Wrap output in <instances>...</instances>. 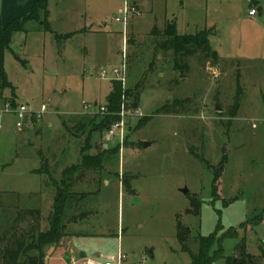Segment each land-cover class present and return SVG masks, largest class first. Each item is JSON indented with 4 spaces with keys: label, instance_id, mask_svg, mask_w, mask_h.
Masks as SVG:
<instances>
[{
    "label": "rangeland",
    "instance_id": "obj_1",
    "mask_svg": "<svg viewBox=\"0 0 264 264\" xmlns=\"http://www.w3.org/2000/svg\"><path fill=\"white\" fill-rule=\"evenodd\" d=\"M134 2L140 15L124 28L114 19ZM252 7L247 0H48L50 30L40 14L4 54L14 95L2 90L0 98L30 115L45 112L25 117L21 129L15 116L0 120V231L4 216L18 209L39 210L44 229L68 185L70 238L45 248L46 264L104 262L119 252L122 264H190L177 223L190 241L215 237L212 264L236 262L241 245L253 264H264V0L254 6L260 16H249ZM169 20L179 35L209 32L219 63L194 55L180 77L163 36ZM123 52L120 106L107 123L99 108L112 82L98 73L119 69ZM136 88L134 105L125 92ZM121 120L122 131L111 137ZM114 148L100 168H82L83 152Z\"/></svg>",
    "mask_w": 264,
    "mask_h": 264
},
{
    "label": "trees",
    "instance_id": "obj_2",
    "mask_svg": "<svg viewBox=\"0 0 264 264\" xmlns=\"http://www.w3.org/2000/svg\"><path fill=\"white\" fill-rule=\"evenodd\" d=\"M261 0H251V5L257 6ZM48 0H36L30 8L27 15L22 18L14 19L6 25H0V95L2 90H9L14 95V90L9 84L4 71V54L10 51V44L14 34L25 31V26L30 22H39L40 14L44 17L42 26L49 31V24L46 21ZM209 32L201 31L194 35H179L177 33L175 20L166 21L163 30V36L166 38V48L173 53V69L185 77L189 73L188 59L194 55L201 61L210 62L215 66L219 63V57L213 51L208 41ZM73 34H67L64 37L70 38ZM132 44L131 40L126 45ZM138 89L126 91L127 97L131 98L134 105L138 103ZM15 97V96H14ZM121 84L112 82L110 93L105 99L106 112L108 113L109 122L115 121V113L120 106ZM15 100V99H14ZM88 125H92V122ZM106 126V124L104 123ZM85 123H79L78 131H85ZM118 148L104 150L103 154L96 156H86L84 152L81 158L82 168H100L104 155H115ZM77 168H74V171ZM69 171H64L63 175H68ZM68 185L56 196L51 213L46 220V227L41 229L43 219L40 211L36 209L17 210L10 217L4 216V226L0 231V264H45V248L48 246H58L62 239L67 237L68 225L73 223L67 218L66 213L72 204L71 195L68 191ZM191 210L194 209L195 215L199 204L190 200ZM177 240L181 246V251L186 253L190 258V264H212L216 257H210L209 252L215 241L214 236L195 237L190 241V231L180 223L176 225ZM194 242L196 250L189 248V244ZM263 253V252H262ZM238 260L229 264H253V258L246 254L245 246H239L237 251ZM214 264V263H213Z\"/></svg>",
    "mask_w": 264,
    "mask_h": 264
},
{
    "label": "built area",
    "instance_id": "obj_3",
    "mask_svg": "<svg viewBox=\"0 0 264 264\" xmlns=\"http://www.w3.org/2000/svg\"><path fill=\"white\" fill-rule=\"evenodd\" d=\"M247 2L251 5V0H247ZM121 15L122 16L115 18L114 21L116 23L122 24L124 28H126L129 23V16L138 17L140 13L136 10L134 6H127L126 4L123 7ZM256 15H258V8H255L253 6L249 11V16L251 18H254ZM125 37H126V34H125ZM125 72H126V56H125V53L123 52L122 53V63L119 69H113L110 72L104 69H101L98 73V76L100 79H103V80L109 79L111 80V82H117L124 86ZM109 75L111 76L109 77ZM44 112H45V107H42L38 114L30 115L26 106L17 105L16 103L9 102V101L4 100L3 98H0V120L5 115L15 116L17 118L16 126L19 129H21V127L24 125L25 117L29 116V117H35L39 119ZM105 113H106V107L105 106L100 107L99 114L104 115ZM120 116L123 118L122 111H121ZM122 128H123V122L121 120L120 122H117L112 126V131H110L109 134L112 137V134H114L115 131L119 130L120 132L122 131ZM261 251L264 253V244H262L261 246ZM126 260H127L126 256L119 252L116 258L109 257L104 262H95L92 260H85V259H81L79 261V260L73 259L71 260L70 264H122Z\"/></svg>",
    "mask_w": 264,
    "mask_h": 264
},
{
    "label": "crops",
    "instance_id": "obj_4",
    "mask_svg": "<svg viewBox=\"0 0 264 264\" xmlns=\"http://www.w3.org/2000/svg\"><path fill=\"white\" fill-rule=\"evenodd\" d=\"M35 1L36 0H0V25L4 26L14 19L22 18L23 16L27 15L30 8L32 7V5L34 4ZM133 6H136L138 8V10L140 11L138 5L135 2L133 4ZM110 7H112V6H110ZM258 8H260V7H258ZM118 11H119V9H118ZM261 13H262V10H261ZM175 23H176V21H175ZM176 28H177V23H176ZM89 32H91V31H89ZM94 104H96V103H94ZM69 238H70V236L68 235L67 237L62 239L61 242L62 241L66 242ZM61 242L59 243V245L57 247L55 246L56 247L55 249L59 248V246L61 245ZM245 251H246V249H245ZM68 256H70V255H68ZM250 256H252V255H250ZM71 257H72V255H71ZM80 258H84V255H81ZM65 260H66V262L68 261L67 256H66ZM46 261H47V257L45 258V264H46Z\"/></svg>",
    "mask_w": 264,
    "mask_h": 264
},
{
    "label": "water",
    "instance_id": "obj_5",
    "mask_svg": "<svg viewBox=\"0 0 264 264\" xmlns=\"http://www.w3.org/2000/svg\"><path fill=\"white\" fill-rule=\"evenodd\" d=\"M261 15V8H258V16H260ZM96 104H94V106H95ZM215 111L216 112H220V108L218 107V105L216 104L215 105ZM150 144L149 143H145V144H143V148H146V147H148ZM223 171V169L220 167L219 169H218V172H222ZM181 193L183 194V195H187L188 194V191H187V189H183V190H181ZM235 263V262H234Z\"/></svg>",
    "mask_w": 264,
    "mask_h": 264
}]
</instances>
